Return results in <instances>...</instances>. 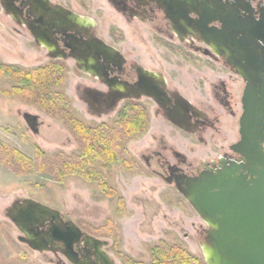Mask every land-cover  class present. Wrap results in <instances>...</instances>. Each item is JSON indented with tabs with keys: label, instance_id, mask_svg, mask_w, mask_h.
Listing matches in <instances>:
<instances>
[{
	"label": "flooded vegetation",
	"instance_id": "af4514ba",
	"mask_svg": "<svg viewBox=\"0 0 264 264\" xmlns=\"http://www.w3.org/2000/svg\"><path fill=\"white\" fill-rule=\"evenodd\" d=\"M107 1L125 21L140 22L151 27L155 33L152 41L158 53H171L182 59L165 60L133 48L127 52L110 43L107 44L117 49L119 54H101L95 44L90 46L93 37L100 38L96 29L64 31L65 25L59 28L58 23L52 27L51 15L42 12L33 15L29 0L15 3L11 9H17L21 14L11 19L20 28L21 34L25 31L30 34L35 46L43 49L50 61L65 65L71 63L83 74L86 79H82L78 85L77 96L88 116L95 119L118 117L123 106L132 102L135 108L149 117L162 119L163 124L155 132L154 129L150 130L152 123L149 124L146 130L150 131L149 144L143 146L138 159L149 174L174 187L178 193L179 183L195 180L207 170L215 171L221 162L241 163L242 156L233 148L241 140V118L245 111L243 98L248 82L225 59L216 56L202 44L196 33L187 34L181 29V24L174 23L196 21L199 16L193 8L186 6L184 0ZM221 1L225 4L229 0ZM239 2L252 11L242 12V17H253L257 22L264 19V0ZM30 26L40 28L38 40L52 47V52L37 44ZM215 26L220 28L221 24L216 23ZM142 39L146 40L145 36ZM260 43L264 46V39ZM86 46H90L88 53H81L80 48ZM186 53L208 60L201 62L191 59L192 56ZM185 57L190 60L187 61ZM79 63L86 71L79 69ZM193 72H197V78L192 75ZM191 83L197 84V87L191 86ZM172 117L177 123L169 119ZM41 124L39 117L34 131L26 123L35 135L39 134ZM70 222L74 221L61 212L59 222L46 223L40 231L49 232L54 227L66 230ZM75 224L82 232L89 234ZM205 230L199 234L203 240ZM48 248L49 251L42 255L51 254L49 262L73 264L63 253L67 252L64 243L56 242ZM87 251L88 246L83 239L74 245L77 261L86 262Z\"/></svg>",
	"mask_w": 264,
	"mask_h": 264
},
{
	"label": "rangeland",
	"instance_id": "374dc122",
	"mask_svg": "<svg viewBox=\"0 0 264 264\" xmlns=\"http://www.w3.org/2000/svg\"><path fill=\"white\" fill-rule=\"evenodd\" d=\"M51 1L93 18L97 22V35L123 51L133 48L165 60L182 59L171 53H158L152 41L155 33L151 27L125 21L107 0ZM19 29L0 6V63L28 70L53 64L44 50L35 46L30 34L27 31L21 34ZM186 54L201 62L208 60L193 53ZM185 59L190 60L188 57ZM62 65L67 69L64 80L53 92L65 95L69 112L92 129L102 124L113 126L117 120L115 115L101 119L87 115L77 96L78 85L86 78L73 64ZM192 75L198 76L197 72ZM16 80L9 76L0 77V141L32 161L37 148L48 157L61 153L67 156L79 154V142L63 119L13 95V88L18 84ZM24 113L40 117L42 124L38 135L26 125ZM151 118L150 130L155 132L163 121ZM149 132L137 134V137L123 143L139 167L126 170L119 163L105 166L103 162L95 161L96 168L114 191L113 197L107 196L98 183L87 181L78 174L66 176L58 182L49 172H38L36 168L28 173H18L0 159V264H55L48 260L51 254L42 255L19 242L21 233L6 216V210L13 202L23 199H32L59 210L89 234L107 241V252L117 264H128L125 256L135 261L151 262L149 248L161 241L171 245L184 244L190 253L204 259L201 249L204 240L199 234L207 229L206 223L174 187L149 174L139 163L140 151L149 144ZM233 140L234 137L231 138ZM111 227L121 231L119 246L115 245L116 234Z\"/></svg>",
	"mask_w": 264,
	"mask_h": 264
},
{
	"label": "water",
	"instance_id": "95a60500",
	"mask_svg": "<svg viewBox=\"0 0 264 264\" xmlns=\"http://www.w3.org/2000/svg\"><path fill=\"white\" fill-rule=\"evenodd\" d=\"M19 1L0 0V6L16 19L21 11L11 8ZM184 1L199 18L174 23L181 24L187 34L196 33L202 44L231 64L248 87L243 98L241 140L233 148L242 156V162H221L215 171L207 170L195 180L179 183L178 191L207 225L201 242L206 264H264V46L260 43L264 39V19L257 22L253 17H242V12L252 11L239 0L225 4L221 0ZM29 2L33 15H51L52 27L58 23L59 28L65 25L64 31L97 28L93 18L53 5L51 0ZM216 23L221 27H216ZM30 30L37 44L52 52V47L38 40L40 28L30 26ZM92 44L99 47L101 54H119L101 38L93 37ZM90 46L79 51L88 53ZM79 69L86 71L80 63ZM24 119L36 131L39 116L26 113ZM169 119L177 123L173 117ZM6 216L20 231L19 242L36 252L45 253L49 245L61 242L67 249L64 255L73 264H117L105 251L107 241L82 232L74 222L66 230L54 227L49 232L40 231L46 223L60 221L61 212L57 209L23 199L13 202ZM80 239L88 246L86 262L77 261L74 253V245Z\"/></svg>",
	"mask_w": 264,
	"mask_h": 264
},
{
	"label": "trees",
	"instance_id": "16d2710c",
	"mask_svg": "<svg viewBox=\"0 0 264 264\" xmlns=\"http://www.w3.org/2000/svg\"><path fill=\"white\" fill-rule=\"evenodd\" d=\"M67 69L59 62L35 69H24L0 63V77L15 78L17 85L13 95L23 101L33 103L47 113L64 120L66 127L73 133L80 145V153L73 156L56 154L48 157L41 149H36L35 160L32 161L20 151L11 149L0 141V159L18 173H28L36 168L38 172H49L55 180L62 182L66 176L78 174L87 181L98 183V186L113 197L114 191L109 187L103 173L95 166V161L103 165L119 163L126 170L139 167L123 143L146 132L150 117L147 113L135 108L134 103L127 102L121 109L113 126L102 124L94 129L87 127L68 110L65 95L54 94L53 89L60 87ZM123 207V200L120 199ZM116 234V246L120 245L121 231L111 227ZM151 262L135 261L125 256L128 264H206L190 253L184 244H168L161 241L149 248Z\"/></svg>",
	"mask_w": 264,
	"mask_h": 264
}]
</instances>
